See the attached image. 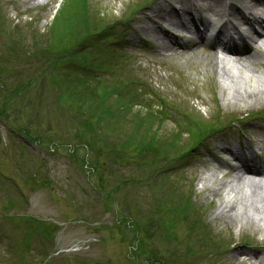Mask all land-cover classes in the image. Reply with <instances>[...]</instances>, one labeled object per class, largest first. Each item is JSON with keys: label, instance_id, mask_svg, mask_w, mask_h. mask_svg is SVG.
<instances>
[{"label": "rangeland", "instance_id": "1", "mask_svg": "<svg viewBox=\"0 0 264 264\" xmlns=\"http://www.w3.org/2000/svg\"><path fill=\"white\" fill-rule=\"evenodd\" d=\"M161 1L0 0V264H163L155 252L141 253L151 245L137 228L136 211L145 222L149 210L156 213L155 198L180 209L169 219L189 212L208 226L201 252L186 254L181 243L164 248L165 255L175 252L168 264H264V222L258 218L256 228L216 217L215 183L205 182L216 163L204 145L177 158L200 124L213 128L219 117L221 124L244 115L256 122L264 98L234 90L264 88V70L238 62L216 74L209 47H153L158 42L143 28L160 38L157 25L174 31L156 19ZM103 31L108 36L100 38ZM67 49L78 60L88 53L85 61L94 65L109 62L113 73L126 64L119 54L130 52L131 60L123 78L87 87L54 72ZM227 130L218 133L223 141L236 135ZM50 229H57L52 236Z\"/></svg>", "mask_w": 264, "mask_h": 264}, {"label": "bare ground", "instance_id": "2", "mask_svg": "<svg viewBox=\"0 0 264 264\" xmlns=\"http://www.w3.org/2000/svg\"><path fill=\"white\" fill-rule=\"evenodd\" d=\"M31 1L34 0H28V2ZM205 1L207 2V11L215 17V21L218 23L220 28H228L224 30H231L233 33H238L239 27L243 28L249 34L248 43L250 47L256 46L259 49L258 51L253 49V53L250 55L246 54L241 57L235 56L233 58L225 55L216 57L213 54V58L211 59L212 61L209 66L210 71H215L216 74H223L227 71V65L231 67L238 62L240 67H243L242 63L245 62L248 66L257 65L264 70V65H260L257 58V55H260L261 52L260 44L264 45V27L259 24L260 18L264 15V0ZM185 10L187 12V14L185 13L187 16L190 12H188L187 9ZM155 13L159 15L160 18L166 19L169 25L173 27L180 28L185 26L182 18L175 19L176 16L181 17L182 15L179 12H176L175 14L172 8H170L167 4H161V6L156 7ZM223 14L227 15L226 20L222 19ZM199 22L201 23V21ZM254 23L257 24L256 26L259 27V29L254 28ZM162 40L163 39L160 38V48H172L173 45L169 46L167 42H163ZM202 43V41H198L193 46H198L199 44L202 45ZM223 45L224 44L221 46ZM238 87L239 88L234 90L236 95L241 94L246 96L248 94L249 96H254L257 93L260 99L264 98V88L257 89L255 87L249 88L247 86ZM222 89L223 88H220V90ZM236 95L234 94V96ZM220 152L221 153L219 155H221V158H223L224 155H230L234 158L237 164L228 167L227 163L224 162V168H228L221 177L215 176L214 173L208 175L207 181L215 183V187L210 191L218 197L216 202V217L221 220H226L229 224L238 222L242 226L249 225L257 228L260 225V222H264V170L256 169L249 172L250 168H246V165L238 159L235 154H232L231 151L221 150ZM240 155L244 158L247 157V155ZM243 161L248 162L245 159H243ZM239 164H244L245 166ZM258 218L260 220L259 223L256 222L259 221ZM189 221L199 222V220H194V217L189 215V212L183 213L179 217V220L171 218L166 224L164 223V226H166L165 228L159 227L152 233L153 243L158 246L161 242L163 243L162 245H165L169 249H172L173 247L175 248L179 245V243H181L188 251L186 254L201 252L202 247L204 246V244L201 243L204 239V230H207L208 226L207 224L200 223L188 225L186 222ZM180 232H182V235ZM194 247L198 248V250H195ZM203 253L204 252L200 254L203 255ZM256 255L258 254L252 252L253 258H257L258 256Z\"/></svg>", "mask_w": 264, "mask_h": 264}, {"label": "trees", "instance_id": "3", "mask_svg": "<svg viewBox=\"0 0 264 264\" xmlns=\"http://www.w3.org/2000/svg\"><path fill=\"white\" fill-rule=\"evenodd\" d=\"M85 84H86V82H85ZM87 87H88V84H87ZM149 222V231H151V232H155L156 230H157V228H159V227H163V228H165L166 226H164V223L165 222H163L162 220H160V221H152V220H149L148 221Z\"/></svg>", "mask_w": 264, "mask_h": 264}]
</instances>
